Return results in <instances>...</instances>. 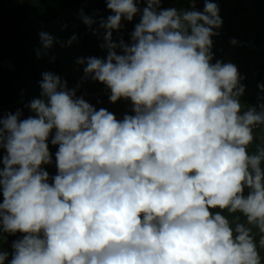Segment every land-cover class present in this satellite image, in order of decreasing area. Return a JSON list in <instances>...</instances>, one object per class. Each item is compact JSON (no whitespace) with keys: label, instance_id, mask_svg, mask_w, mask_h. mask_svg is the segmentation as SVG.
<instances>
[{"label":"clouds","instance_id":"9594fccd","mask_svg":"<svg viewBox=\"0 0 264 264\" xmlns=\"http://www.w3.org/2000/svg\"><path fill=\"white\" fill-rule=\"evenodd\" d=\"M106 8V57L76 62L131 114L97 110L43 72L31 114L0 119V264H264V82L246 105L245 76L215 58L218 3ZM137 17L132 43L113 42ZM39 36L37 58L54 43Z\"/></svg>","mask_w":264,"mask_h":264},{"label":"crops","instance_id":"0c3cea01","mask_svg":"<svg viewBox=\"0 0 264 264\" xmlns=\"http://www.w3.org/2000/svg\"><path fill=\"white\" fill-rule=\"evenodd\" d=\"M212 1L218 3L220 15L223 20V26L219 29L221 35L219 37H213L215 58L222 59L225 62H232L238 67L240 73L245 76V79L241 81V83L246 86L245 94L241 97V100L246 105L254 106L258 103V96L261 95L257 88V84L259 83L258 75L262 73V69L264 68V51L262 52V50H264V0H239L238 3L236 0ZM256 2L260 4L256 5ZM61 15L63 17L65 12L59 14L58 19L54 22L61 21ZM38 20L40 21L39 18ZM40 22L42 23V21ZM54 22L50 24L42 23V25L47 27L45 32H50L51 36L54 32V36L58 41L63 42L64 46L58 43L56 47L50 50L46 59L41 57V61H37L36 64L33 63L28 65L33 69L39 81L35 80L34 77L30 75L27 69L28 67L25 66L24 62H19L18 67L13 70L11 76L8 77L18 89L19 96L25 107L33 99L41 98L39 82L42 80L41 74L43 72H52L55 75H59L63 80L67 81L69 89H76V91H78V89L81 90V94L79 96L76 95L78 97H83V99L86 94L97 93L85 87L87 80L90 79V77H86L83 73V67L86 66V64L79 65L76 62L78 59L85 58L84 56H86L84 54V49H82L80 39L76 33H73L78 39L71 45H68V41L71 39L68 35H73L70 33L71 29L68 27L70 24L65 20V25L67 27H65V25L61 26L64 28L60 32L56 30L55 26L57 24L55 25ZM24 29L26 31V26ZM55 31H57V33ZM40 32L41 30H37L34 35H39ZM233 38L239 42L238 45L233 46L230 43ZM51 53L55 54L52 55ZM6 61H9V58ZM26 62L29 63V60L27 59ZM3 63H1V67L7 75V69L5 66H2ZM250 67H254V70H251ZM104 86L105 85L102 87ZM103 97L106 99L105 108L108 109L107 102L109 99L106 96L100 98ZM99 99L88 100L87 102L97 108V103L100 102ZM115 104L116 106H113L112 109L110 108L114 113L116 110H120V108H117L118 102ZM3 109L10 112L12 107L9 109L2 108V111ZM25 111L30 113L28 107L25 108ZM2 115L5 116L4 114ZM256 131L259 133V130ZM50 146L52 145L50 144ZM254 148L255 144L253 145V150ZM0 167H2V165H0Z\"/></svg>","mask_w":264,"mask_h":264},{"label":"trees","instance_id":"16d2710c","mask_svg":"<svg viewBox=\"0 0 264 264\" xmlns=\"http://www.w3.org/2000/svg\"><path fill=\"white\" fill-rule=\"evenodd\" d=\"M202 1L204 3V0ZM236 2L238 3L239 0H236ZM163 4L165 7H188V0H163ZM198 8L202 10L203 4L198 5ZM81 9L84 10L85 15L96 20V23L93 24L92 27L93 29H98V34H93L88 26L83 23L80 18ZM64 12L70 14L72 23L75 26L76 35L84 46L85 55L89 57V50L92 45H95L94 43L101 40V38L103 39V36L100 35V31L103 30L99 28L100 18H106L108 14H112L110 10L106 8V0H0V109H9L12 107L10 111L12 114L20 110L22 112V118L30 115V113L25 111L26 107L19 96L18 89L14 83L8 79L1 67V63L8 60V54L4 47L6 42L19 40L26 35L27 30L25 31L24 27L31 21L32 15L34 16V14H36L43 24H50L58 19L59 14ZM138 22V17L132 22H123L125 26L120 31V39H123L125 43H132L131 34L134 31L135 24ZM27 67L30 75L34 77L35 80L39 81L33 69L29 66ZM250 69L254 70V67H250ZM262 70V73L258 75L259 83L264 82V68ZM102 86L103 84L93 81L91 77L87 80L85 85L88 90L94 92L100 91ZM76 94L79 96L81 90L78 89ZM99 101L100 102L97 103V108H105L106 99L103 97L100 98ZM126 112L131 114L129 109L120 108V110L115 111V113L122 117ZM3 117L4 116L0 112V119ZM255 143H259V140ZM56 150L57 146L50 149L53 154ZM0 152H2V150H0ZM45 168L49 171L50 175L55 174L56 170L54 166H45ZM0 202H2V195H0ZM13 239H16V237H9L8 243L4 245L9 251Z\"/></svg>","mask_w":264,"mask_h":264},{"label":"rangeland","instance_id":"374dc122","mask_svg":"<svg viewBox=\"0 0 264 264\" xmlns=\"http://www.w3.org/2000/svg\"><path fill=\"white\" fill-rule=\"evenodd\" d=\"M258 4H260L259 2H256ZM109 15V14H108ZM107 15V16H108ZM62 19L61 21H56L54 22L55 23V27H56V30L57 31H62V29L64 27H61V26H64L65 25V20L68 21V23L70 25H68V27L71 29V34H75L76 33V30H75V26L74 24L72 23V19H71V16L69 13H65V15H62L60 16ZM59 17V18H60ZM104 19H107L104 18ZM31 21L29 23H27L26 25V30H27V33L26 35L19 39V40H16V41H7L6 44H5V50L6 52L8 53V58H9V61H6L5 63H3L2 66H5L6 67V73H7V77H10L11 76V73L13 72V70H15L17 67H18V63L19 62H24L25 63V66H28L29 64H33V63H37V61H41V57L43 59H46V56L44 55H41L40 58H37V50L41 49L42 48V44H41V41H40V36L39 35H34L35 34V31L37 30H41V31H46L47 27H45L44 25H42V23L38 20V17L36 14H34V16L32 15L31 16ZM37 20V21H36ZM53 23V24H54ZM57 31H55L57 33ZM48 34L50 35V32H48ZM73 34V35H74ZM70 35V34H69ZM68 37H71L69 36ZM100 35L103 36L104 35V30H101L100 31ZM119 35H121L120 32H113V42H119L120 38ZM52 37L54 39V43H53V46L52 48L48 49V53L50 52L51 49H53V47H56V45L58 44L56 41L57 38L54 36V32L52 34ZM102 40V41H101ZM101 40L97 41L96 43H94L95 45H92V47L90 48L89 52H90V56H97L98 58H105L106 55H107V49L106 48H102L101 45L104 44V39L101 38ZM82 49H84V46L82 45ZM264 50H262L263 52ZM118 54H122L119 49L117 50ZM52 55H54L55 53H51ZM85 54V52H84ZM89 56V57H90ZM85 58H87L88 56H84ZM27 59L29 60V63H27ZM59 69V67H58ZM0 111L2 112V114H6L8 113L7 110H4L2 111V109H0ZM53 146H50V149L52 148Z\"/></svg>","mask_w":264,"mask_h":264},{"label":"built area","instance_id":"2783aa9c","mask_svg":"<svg viewBox=\"0 0 264 264\" xmlns=\"http://www.w3.org/2000/svg\"><path fill=\"white\" fill-rule=\"evenodd\" d=\"M203 1L202 0H197V5H202ZM110 90L107 89V87H102L101 90L97 93H90V94H86L85 96V100L86 102L88 100H97L102 96H106L109 99L110 96ZM83 98V97H82ZM108 110L111 111L113 106H116V104H112L110 103V101L108 100ZM111 108V109H110ZM117 108H122V109H129L131 111V102L130 101H125L123 99H121L120 101H118V107ZM113 112V111H111ZM114 113V112H113ZM117 119H122V116L117 115Z\"/></svg>","mask_w":264,"mask_h":264}]
</instances>
